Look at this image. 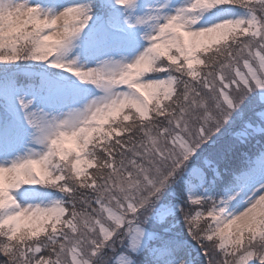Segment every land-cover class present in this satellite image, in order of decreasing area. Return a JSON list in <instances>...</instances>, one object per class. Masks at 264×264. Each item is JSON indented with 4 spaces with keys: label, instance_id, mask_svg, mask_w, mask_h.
<instances>
[{
    "label": "snow or ice",
    "instance_id": "snow-or-ice-1",
    "mask_svg": "<svg viewBox=\"0 0 264 264\" xmlns=\"http://www.w3.org/2000/svg\"><path fill=\"white\" fill-rule=\"evenodd\" d=\"M0 264H264V0H0Z\"/></svg>",
    "mask_w": 264,
    "mask_h": 264
}]
</instances>
